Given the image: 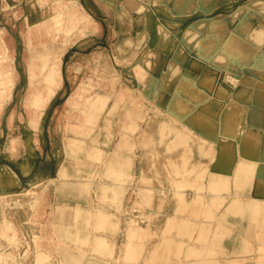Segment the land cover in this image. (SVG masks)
I'll return each instance as SVG.
<instances>
[{"label":"rangeland","instance_id":"rangeland-1","mask_svg":"<svg viewBox=\"0 0 264 264\" xmlns=\"http://www.w3.org/2000/svg\"><path fill=\"white\" fill-rule=\"evenodd\" d=\"M147 10L145 28L116 34L81 0H0V165L20 175L23 156L36 161L0 194V264H180L194 247L180 237L190 231L179 214L191 172L182 173L175 83L164 78L168 60L182 65L208 31L167 29V9ZM50 70V95L32 92ZM158 246L174 256L164 261Z\"/></svg>","mask_w":264,"mask_h":264},{"label":"crops","instance_id":"crops-1","mask_svg":"<svg viewBox=\"0 0 264 264\" xmlns=\"http://www.w3.org/2000/svg\"><path fill=\"white\" fill-rule=\"evenodd\" d=\"M81 2L99 24L109 21L116 34L145 28L147 9L156 6L167 9V29L208 31L209 37L200 34L199 50L182 53V65L174 62L178 56L168 60L164 78L166 84L175 83L167 89L176 92L170 104L182 114V173L191 172L179 214L190 231L180 237L190 235L195 243L180 251V264L187 253L195 256L189 264H264V0ZM175 67L182 70L179 78ZM22 160L20 175L0 165V194L16 190L20 177L36 166L32 158ZM0 216H6L4 210ZM12 219L19 227L27 222ZM19 231V238L28 235ZM2 241L15 254L14 246ZM167 252L170 258L175 254L165 246L157 254L165 261ZM204 253L214 256L198 259Z\"/></svg>","mask_w":264,"mask_h":264},{"label":"bare ground","instance_id":"bare-ground-1","mask_svg":"<svg viewBox=\"0 0 264 264\" xmlns=\"http://www.w3.org/2000/svg\"><path fill=\"white\" fill-rule=\"evenodd\" d=\"M247 19V18H246ZM245 25H243V27H244ZM246 29V28H245ZM258 30V29H257ZM246 31V30H245ZM247 32V31H246ZM3 55V54H2ZM1 55V56H2ZM4 56V55H3ZM56 71H53V70H50L49 71V73H42L41 74V76H40V78L38 79V80H36L35 82H34V84L36 85V86H33L32 88H31V90H32V92H34L35 91V89H37L38 88V86H44L45 88H47V93H48V96L50 95V92L52 91V87H51V85H52V83L53 82H50L49 81V79L47 78L48 76H51L52 74L51 73H55ZM32 79V78H31ZM30 79V83H33V81ZM36 82H37V84H36ZM184 85V84H183ZM31 90H30V92H31ZM38 97H36L35 99H37ZM90 102V101H89ZM92 102V101H91ZM95 102V101H94ZM41 103V101H40V99H39V102H38V105ZM167 126V125H166ZM163 127V126H162ZM165 127V126H164ZM162 129V128H161ZM185 134V133H184ZM183 134V135H184ZM182 136H180V138H181ZM185 137V136H184ZM183 138V137H182ZM185 141V140H184ZM182 142V141H181ZM179 143V142H178ZM175 144V143H174ZM202 149V148H201ZM112 160V159H111ZM115 163V162H114ZM114 163L112 162L111 164H113L114 165ZM115 167V165L113 166V168ZM121 168V167H120ZM108 169V168H107ZM175 169V168H174ZM105 170V169H104ZM109 170V169H108ZM111 171H112V169H110ZM113 170H116V168L115 169H113ZM176 170V169H175ZM117 172V171H116ZM107 173V172H106ZM113 173V172H112ZM111 173V174H112ZM109 174V173H108ZM113 175H116V174H113ZM117 176V175H116ZM119 182V181H118ZM128 183V182H127ZM120 184H121V182H120ZM181 193H179V195H180ZM118 196V195H117ZM185 196V195H184ZM114 198V197H113ZM166 198V197H165ZM110 199H112V198H110ZM182 199V198H181ZM182 201H184V200H182ZM147 202V201H146ZM181 202V201H180ZM179 202V203H180ZM185 204V203H184ZM183 205V204H182ZM187 206V205H186ZM185 206V207H186ZM184 207V206H183ZM182 207L180 206V210L182 211V209H181ZM186 209V208H185ZM189 224V223H188ZM8 226V225H7ZM179 226V225H178ZM9 228V227H8ZM180 228H182V227H180L179 226V229ZM188 230V229H187ZM186 232V231H185ZM159 236V235H158ZM161 236V235H160ZM165 238V237H164ZM185 239H187V238H185ZM172 241V240H171ZM159 242V241H158ZM161 242V241H160ZM177 242V241H176ZM182 242V241H181ZM174 244V243H173ZM158 248H159V246H158ZM157 248V249H158ZM156 249V250H157ZM177 249V248H176ZM170 250V249H169ZM164 251V250H163ZM165 251H166V249H165ZM154 252V251H153ZM152 252V253H153ZM162 253V252H161ZM164 253V252H163ZM168 253V252H167ZM154 254V253H153ZM151 255V256H154V255ZM168 255V254H167ZM161 256H163V255H161ZM164 257H165V255H164ZM154 258H155V256H154ZM156 259V258H155ZM164 263H166V261L164 262ZM163 263V264H164ZM159 264H160V262H159ZM167 264H168V262H167Z\"/></svg>","mask_w":264,"mask_h":264}]
</instances>
